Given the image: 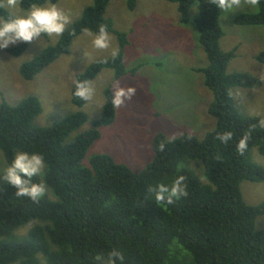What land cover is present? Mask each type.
Masks as SVG:
<instances>
[{"label":"trees","instance_id":"obj_1","mask_svg":"<svg viewBox=\"0 0 264 264\" xmlns=\"http://www.w3.org/2000/svg\"><path fill=\"white\" fill-rule=\"evenodd\" d=\"M91 0L80 17L65 27L56 44L24 62L19 75L32 81L62 56L84 32L112 34L116 53L94 60L74 78L70 91L73 106L87 102L86 88L103 70L113 72V82L136 76L139 67L126 70L123 55L127 34L117 31L104 17L110 2ZM132 12L137 0H123ZM177 6L179 22L187 25L192 9L197 41L206 67L194 70L212 100L207 113L215 128L199 140L189 134L152 139V161L139 172L97 154L85 163L88 150L101 136L100 129L115 121L111 85L103 90V105L92 129L73 135L87 121L82 111L60 121L37 127L33 120L42 112L38 98L29 96L17 105L0 103V152L13 167L17 154L44 165L43 183L55 201L40 197L41 179L29 170L9 174L0 185V264H264V229L255 221L264 216V201L244 203L240 185L264 182V169L252 160V151L264 156V127L257 117L235 107L234 88L257 90L261 82L247 73H227L235 49L220 48L218 2L233 0H164ZM257 11L241 14L233 23L240 27H264V0H253ZM58 0H19L27 11ZM0 20L8 35L47 39L33 21L21 22L3 7ZM23 43L6 50L13 58L26 50ZM264 66V51L254 57ZM84 162V163H83ZM195 162L199 174L188 167ZM87 164V165H86ZM192 167V166H191ZM36 222L23 237L15 233Z\"/></svg>","mask_w":264,"mask_h":264},{"label":"rangeland","instance_id":"obj_2","mask_svg":"<svg viewBox=\"0 0 264 264\" xmlns=\"http://www.w3.org/2000/svg\"><path fill=\"white\" fill-rule=\"evenodd\" d=\"M18 2L3 0V7L21 22H36L39 29L46 32L47 39L39 35L9 36L5 23L0 20V103L4 99L10 105H17L26 97L38 98L42 112L33 120L37 127L50 126L82 111L87 121L74 132L76 135L93 128L92 123L101 113L103 90L111 85L115 121L100 129V139L88 150L85 163L94 155L107 154L115 162L139 172L153 159L151 143L156 134L162 133L167 139L189 134L202 140L214 130L215 121L207 113L211 94L203 86L202 74L194 71L207 65L194 29L195 9L190 12L188 24L181 25L177 6L164 0H137L132 12L126 9L123 0L110 2L104 17L113 22L117 31L127 34L124 66L128 71L134 67L139 69L135 77L126 75L117 82L112 81L111 70H103L88 84L87 102L79 109L70 101L74 78L94 60L114 55L117 50L115 37L84 32L72 42L69 55L60 57L32 81H24L19 75L20 66L44 48L56 44L61 31L80 17L91 0H58L54 5L46 3L27 11L21 10ZM218 9L223 32L220 48L224 52L235 49L227 73H247L261 82L257 90L234 88L235 107L244 115L259 118L264 127V66L254 60L264 51V27H240L233 23L236 16L253 14L257 7L253 0H233L226 7L219 1ZM23 43L27 48L20 57L7 54L8 48ZM251 156L253 162L264 169V156L256 150ZM196 165L189 162L188 167L199 174ZM17 170H29L39 176V196L56 200L43 183L44 165L40 161L17 154L15 165L9 167L0 152V185ZM240 191L247 205L264 201V182H243ZM35 224L20 228L15 234L23 237ZM255 228L257 231L264 229V216L256 219ZM39 260L43 264L41 257Z\"/></svg>","mask_w":264,"mask_h":264}]
</instances>
